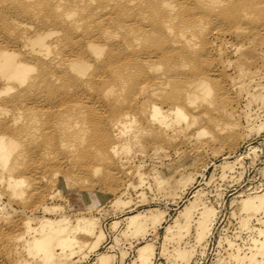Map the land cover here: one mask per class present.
Returning <instances> with one entry per match:
<instances>
[{
  "label": "rangeland",
  "instance_id": "374dc122",
  "mask_svg": "<svg viewBox=\"0 0 264 264\" xmlns=\"http://www.w3.org/2000/svg\"><path fill=\"white\" fill-rule=\"evenodd\" d=\"M23 2L26 1L21 0L20 3L19 0H2L0 20L5 22L11 21L10 19L23 20L22 22L27 24L31 20L23 16V12L26 11L27 14L33 11L43 12L40 5L24 4V7L21 5ZM247 5L249 3H244L243 6ZM255 6L256 3L250 6L252 8L251 14L249 13L250 19L249 17L224 18L223 16V21L217 27H213L211 20L207 17L205 38L201 43L198 42L200 45L197 46L200 56L197 52V58L196 56L186 58L188 64L184 68V76L187 79L196 77L200 72H207L205 76L212 86L208 100H211L212 104L202 102L197 108H192L178 102L177 104L184 109L188 118L176 125L178 129L182 128L181 132L175 130L168 137L155 135L152 131L154 126L150 127L142 116L139 117L140 114L138 115L137 112L139 107L123 106L124 109L121 107L118 111L126 110L131 114L129 118H124L120 122L122 133H119L118 139L125 140L124 147L112 154L109 161L90 158L91 164L81 155L99 145L100 139L95 135L94 130V114L105 113L104 110L95 108L90 101L85 103L83 101L85 95L82 91L81 93L77 91L79 94L76 91L74 93V90H70L68 83L63 80H61L62 83L59 81L54 85L56 91L51 84L45 86L53 97L47 94L48 91L44 92L47 90L45 87H41L45 90L37 89L35 95L36 93L44 94L43 97L48 101H46L48 105L44 102L45 104L40 106V110L38 108L37 113L34 109L35 122H32L34 121L32 118L25 125V128L34 126L38 128L36 127L37 135L33 139L30 137L29 140L24 138L20 141V146L25 148L21 160L24 168L20 173H23L26 182L35 181V184L37 182L39 184H33L34 189L30 184H28L29 187L26 185L25 194L19 197L2 192L0 210L8 209L19 221L28 216L33 224L44 217L59 219L66 216L72 223L79 216L95 218L96 227L105 233L104 239L101 238V242L99 241L98 246L93 250H90L88 246L84 247L71 260L66 261V264H100L98 261L100 253L109 255L108 264H132L136 261L139 248L146 243H150L153 247L152 264H186V262L189 264H249L234 259L235 250L228 242L234 241L241 248L242 253L249 254L250 232L246 225L244 226L247 214L241 210V199L264 193V11ZM236 26H243L245 29L236 31ZM54 35H50L48 39L52 40V43L56 42L54 49H57L62 40ZM6 38L5 44L14 45L17 51H23L20 44L15 47L12 42L13 36L7 35ZM203 49L205 51H202ZM156 59L164 68L167 61L161 57ZM200 67L201 70H199ZM162 68L159 67L158 71ZM149 78H142L143 80L140 78L141 96L143 87L145 89L151 82ZM179 79H171L165 88L166 92L169 91L175 95L186 88ZM98 85L96 90L101 91L102 84ZM223 86H226L225 89ZM61 88L66 90L62 91ZM116 90L118 85L114 86V92ZM100 91L99 95L102 92ZM64 92L69 93L68 96ZM122 93L125 94L124 90L120 95H123ZM4 95L1 94V96ZM102 95L101 93L100 96ZM109 95L105 97L110 99L114 94ZM60 96L61 99L56 98ZM73 97L85 103L78 102L83 109L81 108L82 115L77 117L78 120L81 117L84 118H81L82 122L80 120L79 122H84L87 126L85 135L87 138L85 137L83 143L75 142V140L73 142L70 137L56 133L59 132L61 124L55 120L58 106L54 105ZM157 103L164 112L171 107L162 100ZM43 110H47L46 113ZM90 111L92 114L89 113ZM12 112L13 110L9 109L7 114L0 118L9 117ZM195 117L198 120L190 126ZM47 119L52 123H48ZM102 119L104 120L105 117ZM102 122L103 131L107 133L109 128L106 125V119ZM52 129L55 131L53 132ZM35 138L37 142L34 141ZM61 139H66L64 145L60 142ZM88 139H91L90 142ZM38 143L41 145L38 146ZM74 160L76 163L73 162ZM84 161L89 162L90 165L85 164ZM79 164L84 167L81 168ZM94 165L99 166V171H93ZM25 166L28 167L27 172ZM156 171H160L161 174L157 180L161 183L160 185L153 178ZM14 173L18 172L14 171ZM73 179L76 180L73 182ZM55 186L59 188V191L54 193L53 197H48V194L55 190ZM42 203L47 207L55 206L56 208L44 209L40 207ZM203 204L207 205L208 213L211 210L214 213L210 216L211 218L209 217L207 235L204 239L202 238V241L197 242L196 235L200 228L195 227V220ZM191 205H196V208L190 225L186 230L176 232L174 226L182 221L181 213L186 206ZM24 207L26 214L22 212ZM135 213L144 214L145 217L141 221V230L132 233L126 228V224L129 217ZM248 226H264V207L248 220ZM93 238V236H86L88 243ZM3 243L5 240L0 239V264H23L25 260H32L35 264L38 262V258L30 257L22 249L21 242L15 241L7 246ZM184 251H189L188 259L178 256V253ZM258 259L261 258L258 257Z\"/></svg>",
  "mask_w": 264,
  "mask_h": 264
},
{
  "label": "bare ground",
  "instance_id": "6f19581e",
  "mask_svg": "<svg viewBox=\"0 0 264 264\" xmlns=\"http://www.w3.org/2000/svg\"><path fill=\"white\" fill-rule=\"evenodd\" d=\"M25 1L21 5L27 4L31 6L37 4L40 5L43 12L33 11L27 14L26 11H22L23 16L25 15V17L31 20L27 24L22 22L23 20L10 19L11 21L7 22L0 20V116L7 114L9 109L13 110L11 115L9 114V117L0 118V185L2 187L0 196H2V192H6L8 195L14 197L23 196L26 185L30 184L34 189V185L38 183L37 181L36 184L35 181L26 182L23 173H20L24 168L21 160L23 149H25L20 146V141L24 140V138H28L27 140H29L30 137L33 139L37 135V126L25 128V125L34 117V109L36 113L39 112L37 111L38 108L40 110V106L44 105L47 101L43 97L44 94L38 93L39 95H37L36 93L35 95L37 89L51 84L56 91V86L54 85L63 80V82L68 83L67 85H69L70 90H74V93L77 91L81 93L82 91L85 95V100H83L85 103L86 101H90L92 103L90 104L95 106V108H102L105 113H93L95 135L99 136L100 143L92 150L88 149L89 151L87 148L81 146L87 150V152L81 155L85 157V160L100 158V161L101 159L109 161L112 154L117 153L119 148L124 147L125 140L118 139L120 137L119 133H122L120 122L124 118H129L131 114L126 110L118 111L121 107H139L138 111L136 110L138 115L140 114L139 117L142 116L150 127L154 126L155 129L152 128V131H154L155 135L159 134L160 136L168 137L175 130L181 132L182 128L178 129L176 125L180 121H186L188 118L184 109L177 104L178 102L192 108H197L202 102L208 105L212 104V101L208 100V96L212 92V86L209 79L205 76L207 72H200L201 74H197L192 79H187L184 76V68L188 64L186 58L196 56L198 52L197 46L205 38L207 29L205 27V19L207 17L211 20L213 27H217L223 21V16L224 18L232 16L240 18L249 17V13L252 12L250 6L254 3H256V8L264 11V0H235L234 3L233 0ZM19 2L21 3V0ZM244 3H249V5L243 6ZM0 4H2V0H0ZM241 23L239 24L241 25ZM243 29H245L243 26H236L235 28L236 31ZM52 34H56L54 36L62 40L57 49H54L56 42L52 43V40H49ZM7 35L13 36L12 42L15 44V47L17 44L21 45L22 52L17 51L14 45L4 43L7 41ZM159 43L163 46L158 45ZM204 49L202 51H205ZM156 57H161L167 61L164 68L160 66V61ZM191 62H193L192 58ZM159 67L162 70L158 71ZM199 70H201V67ZM181 75L183 77H180ZM148 77H150L151 82L145 89L143 87L141 96L140 78L143 80ZM174 78H180L179 81L186 87L175 95L169 91L166 92L165 89L169 85L170 80ZM99 83L102 84V92L99 91L104 97L100 96L101 93L99 95V91L96 90V86H99ZM115 84L118 85L116 92H114ZM65 88L67 89V87ZM45 89L47 88L45 87ZM61 89L62 91L66 90ZM123 90L125 94L122 93L123 95H120ZM46 91L48 89L44 92ZM1 94L5 95L1 96ZM47 94L52 96V94H49V91ZM68 94L66 93L67 96ZM109 94L114 95L109 99L107 98ZM56 98L61 99V96ZM77 99H74V97L71 99L67 98V100H63L54 106H58L55 120L61 124L59 132L56 133H60V136L70 137L72 141L75 140V142L80 143L87 138L85 136L87 126L84 122L81 123L80 119L82 117L79 119L81 122L77 118L79 115H82L83 108L82 106L80 107V103H84ZM159 100L171 105L167 112H164L162 107L157 103ZM47 108L50 109L49 107ZM91 112L89 113L92 114ZM41 115H43L42 112ZM104 117L106 125L109 128V131L108 129L106 130L108 131L107 133L103 131L102 121L105 119L103 120L102 118ZM47 120L49 123V119ZM50 120L52 119L50 118ZM197 120L198 118H193L190 126L196 123ZM32 122H35V120ZM52 131L54 132L55 130L52 129ZM61 140L60 142L64 145L66 139ZM40 145L41 143H38V146ZM33 152L35 151L33 150ZM68 152L70 153L71 150ZM89 161L91 162V160ZM84 163L89 164L86 161ZM81 165L80 167L83 168L84 166ZM27 168H25L26 172ZM92 168L94 172L100 169L99 166L95 165ZM14 171L18 173H14ZM53 172L56 173L55 171ZM160 175V171L154 173L153 178L156 182ZM75 180L73 179V182ZM157 184L160 185L161 183L157 182ZM58 191L59 188L55 186V190L49 193L48 197H53L54 193ZM36 197L39 198L37 195ZM241 200V210L247 214L244 219V226L246 225V228L249 230L248 232H250L251 245L248 247L249 254L247 252L242 253L241 248L234 241H229L228 243L235 250V260L245 261L249 264H264V226H248V220L264 207V193L247 196ZM116 202L120 201L116 200ZM206 206L203 204L202 210L195 220V227L200 228L197 231L199 232L197 233L198 235H196L197 242L202 241V238L204 239L205 235H207L208 222L211 218L210 216L214 213L212 210L208 213L206 210L208 207ZM40 207L44 209L56 208L55 206L47 207L44 203ZM195 208L196 205L184 208L181 213L182 221L174 226L176 232L188 228ZM22 212L26 214L25 207L22 208ZM144 217V214L141 213L132 214L127 221L126 228L131 230L132 233L139 232L141 230V221ZM0 221V239L5 240L3 244L7 246V244L15 241L21 242L22 249L30 257L38 258L36 264H66V261L71 260L84 247L88 246L90 250L95 249L99 241L102 240L101 238L104 239L105 236L104 231L96 227V219L86 216L77 217L73 223L66 216H62L59 219L44 217L38 220L36 224H33L30 217L25 216L19 221L13 217L12 212L6 209L4 211L0 210ZM17 227H19V230H17ZM86 236H93L94 238L88 243ZM153 253L152 245L150 243L144 244L139 248L136 261L132 264H152ZM178 256L188 259L190 257L189 251L180 252ZM258 257L261 259H258ZM108 260L109 255L98 254L100 264H108ZM23 264L35 263L32 260H25ZM186 264L189 263L186 262Z\"/></svg>",
  "mask_w": 264,
  "mask_h": 264
}]
</instances>
